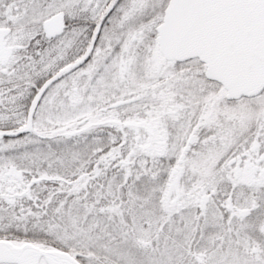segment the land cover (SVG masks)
Here are the masks:
<instances>
[{"label":"snow or ice","instance_id":"snow-or-ice-1","mask_svg":"<svg viewBox=\"0 0 264 264\" xmlns=\"http://www.w3.org/2000/svg\"><path fill=\"white\" fill-rule=\"evenodd\" d=\"M0 264H264V0H0Z\"/></svg>","mask_w":264,"mask_h":264}]
</instances>
